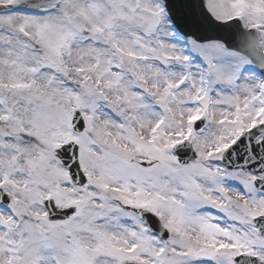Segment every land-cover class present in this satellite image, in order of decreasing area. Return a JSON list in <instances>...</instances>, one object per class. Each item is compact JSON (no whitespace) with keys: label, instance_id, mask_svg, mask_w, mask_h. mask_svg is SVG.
<instances>
[{"label":"snow or ice","instance_id":"1","mask_svg":"<svg viewBox=\"0 0 264 264\" xmlns=\"http://www.w3.org/2000/svg\"><path fill=\"white\" fill-rule=\"evenodd\" d=\"M0 264H264V0H0Z\"/></svg>","mask_w":264,"mask_h":264}]
</instances>
